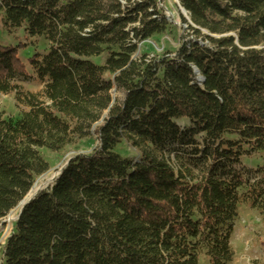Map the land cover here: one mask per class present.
<instances>
[{
  "label": "trees",
  "instance_id": "16d2710c",
  "mask_svg": "<svg viewBox=\"0 0 264 264\" xmlns=\"http://www.w3.org/2000/svg\"><path fill=\"white\" fill-rule=\"evenodd\" d=\"M161 2L0 0L2 31L48 46L27 62L39 98L17 84L25 48L0 45V98L27 110L0 111V222L50 170L42 151L98 142L24 207L0 264H232L238 208L264 227V0H177L188 40L135 58L171 29Z\"/></svg>",
  "mask_w": 264,
  "mask_h": 264
},
{
  "label": "rangeland",
  "instance_id": "374dc122",
  "mask_svg": "<svg viewBox=\"0 0 264 264\" xmlns=\"http://www.w3.org/2000/svg\"><path fill=\"white\" fill-rule=\"evenodd\" d=\"M160 8L171 25L169 33L164 36L155 37L152 40L142 44L135 58L149 55L151 57H162L165 54L174 55L181 46V42L188 40L187 27L181 24L180 17L182 16L178 7L177 0H161ZM0 14V23H1ZM0 45L7 48L24 47V51H20L19 56L26 67L29 79L18 80V85L26 93H31L39 98L43 95L44 86L41 85L30 67L28 60L34 56H43L48 51L47 44L42 39H29L23 31H13L6 33L2 31L0 25ZM106 57L93 60L99 66H102ZM105 80H112L111 76L106 75ZM114 99L117 101L123 100V95L115 92ZM0 111L5 119L16 120L21 113L27 112L26 108L16 103L14 96H2L0 98ZM179 127L187 126L184 122H178ZM98 148V142L95 135L88 140L80 141L75 145L64 149L58 154H52L42 151L40 154L45 162L49 165L50 170L42 177L38 178L34 186L38 192H43L51 188L54 182L58 179L59 173L65 164L78 156H89ZM176 151L180 150L177 146ZM116 153L122 158L137 159V153L130 149L126 144H122ZM181 153L172 154L174 156ZM257 163L251 160H242L241 166L237 169L239 173L246 175V178L253 179ZM33 186V187H34ZM19 210L16 208L4 220L0 222V252L7 240L14 232V225L18 217ZM230 245L234 252V261L232 264H264V227L263 222L258 217L257 213L247 206L238 208L237 218L233 223V232L230 237ZM199 264H209L205 253H200Z\"/></svg>",
  "mask_w": 264,
  "mask_h": 264
},
{
  "label": "water",
  "instance_id": "95a60500",
  "mask_svg": "<svg viewBox=\"0 0 264 264\" xmlns=\"http://www.w3.org/2000/svg\"><path fill=\"white\" fill-rule=\"evenodd\" d=\"M179 10H180L181 15H182L184 18H186V13H185L182 9H180V8H179ZM114 94H115V90L111 93L113 103H114V101H115V99H114V97H113ZM105 116H106V114H104L103 118H104ZM71 160H72V159H71ZM71 160H69V161L65 164V166H64V167L62 168V170L60 171L59 175H60L61 172L67 167V165L69 164V162H70ZM30 193H31V191H30ZM30 193H29V194L26 196V198H25V199L19 204V206H20V211H19V213H18V217H17L16 221L19 219V216H20V214L22 213L24 207L27 206L31 201H33L34 198L39 194V193H36V194H34V195H30ZM17 208H18V207H17Z\"/></svg>",
  "mask_w": 264,
  "mask_h": 264
},
{
  "label": "bare ground",
  "instance_id": "6f19581e",
  "mask_svg": "<svg viewBox=\"0 0 264 264\" xmlns=\"http://www.w3.org/2000/svg\"><path fill=\"white\" fill-rule=\"evenodd\" d=\"M37 192H38V189H37L36 186H34V187L32 188V190H31L30 195H34V194H36ZM18 210L20 211V206H18Z\"/></svg>",
  "mask_w": 264,
  "mask_h": 264
},
{
  "label": "built area",
  "instance_id": "2783aa9c",
  "mask_svg": "<svg viewBox=\"0 0 264 264\" xmlns=\"http://www.w3.org/2000/svg\"><path fill=\"white\" fill-rule=\"evenodd\" d=\"M201 81H202V79H201V78H199V79H198V82H201Z\"/></svg>",
  "mask_w": 264,
  "mask_h": 264
}]
</instances>
